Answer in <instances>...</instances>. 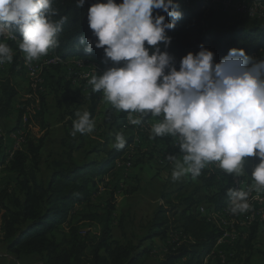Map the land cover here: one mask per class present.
<instances>
[{
    "label": "trees",
    "instance_id": "trees-1",
    "mask_svg": "<svg viewBox=\"0 0 264 264\" xmlns=\"http://www.w3.org/2000/svg\"><path fill=\"white\" fill-rule=\"evenodd\" d=\"M96 2L97 0H85L82 8H77L76 0H53L52 7L57 10L58 15L51 19L59 21L62 16L67 19L62 25V30L56 35L58 46L50 48L47 57H58L62 62L71 57L103 58V49H96L93 46L92 51L87 53L83 47L79 46L82 38L95 40L89 29L86 14L89 6ZM120 2L121 0H116V3ZM174 3L180 5L179 11L182 13V18L176 23L174 29L167 33L171 37V44L167 51L175 57L177 68L180 58L188 52L196 53L200 45L215 54L216 62L224 58L230 48L243 49L253 58L257 57L256 55L264 56V22L244 16L247 18L244 21H250L248 27H239L235 31H215L208 25L205 16V10L211 7L208 2L174 0ZM158 14L163 15V12ZM256 21L261 25L251 27L250 25ZM14 35L17 39L11 37L5 42L12 50L13 59L9 74L5 77L0 76V119L12 115L14 100L17 96V84L10 76L15 73V68L19 64L17 61L20 57L18 40L22 37L18 31H14ZM161 47L163 50V46ZM61 65L62 63L49 67L55 68ZM57 83L59 87L55 90L56 93L58 89L60 90L61 81ZM70 87L69 82L64 88V94H62L64 101L68 96L71 97L68 93ZM30 92L33 91L30 90ZM36 92L40 96V116H42L45 110L44 96L39 89ZM72 99L74 98L67 100L69 101L66 104L68 110L75 102V99ZM97 105L98 102H94L90 106L88 112L91 120L95 117ZM126 114L122 112L118 116L124 120L123 123L126 122L124 119ZM24 115V110L17 111V121L20 122ZM68 115L74 118L75 110L70 111ZM72 125V119L65 121L63 125L66 129L60 141L64 150V161L48 162L45 175L41 170L40 152L46 134L36 139L27 136L25 147L13 152L12 157L6 161V165V155L3 154L0 157V167L4 166L3 169L14 179L12 188L7 186L0 190V243L17 263L27 257H37L41 264H140L141 258L147 252L141 250L138 253V250L142 248L144 242L166 238L170 223L168 214L180 204L184 205V208L179 212L181 222L176 231L177 241L167 246L159 264H178L183 260V264H203L206 257L213 256L223 230L219 229L215 223L208 221L204 215L199 214L198 209L203 206L206 211L213 213L226 210V217L234 220L233 214L229 211V198L225 195L226 189L235 185L233 175L225 174L220 168H210L207 164L201 170L199 177L194 178L191 174L188 175L190 179L194 178L201 182V187L207 192L206 195L199 196L197 192L182 198L178 195L176 198L181 201L178 205H173L171 195L162 193L163 203L154 211L151 222L145 228V236L139 240L136 248H131L129 245L111 239L110 229L114 212L111 197L103 213L102 211L82 213L83 211L79 210L90 202L94 194L93 189L98 182H102L104 175L110 173L115 176L116 172H123L124 168L136 166L135 162L126 157L127 149L133 144L134 138H126L127 142L123 149L116 150L112 146L105 151V147L111 141L114 140L115 143V137L108 138L103 143L102 150L93 148L88 152L91 155H103L101 159L97 161L91 158L76 162L75 155L84 148L83 137L86 133L78 134L77 140L80 142L76 145V142L71 140ZM158 138L165 140L167 149H174L177 157H183L184 153L180 151L173 136L166 135L155 139ZM167 156L166 154V161H168ZM119 160L122 165L118 164L116 167ZM258 162L256 157L246 158L244 173L237 177L244 182V191L255 187L250 173ZM219 173H222L225 179L215 186ZM213 187L217 189L213 191ZM201 202L204 205H201ZM239 215L240 213H237L236 222ZM71 220H76L75 225L71 224ZM84 221L100 225L99 235L82 234L78 225L79 222ZM65 223L67 231H60ZM263 223L264 220L260 222L257 219L247 227H241L239 233L241 231L244 233H238L236 242L230 244L240 249L243 243L249 252L259 226ZM238 228L236 226V229ZM57 231L61 233L57 235Z\"/></svg>",
    "mask_w": 264,
    "mask_h": 264
},
{
    "label": "clouds",
    "instance_id": "clouds-1",
    "mask_svg": "<svg viewBox=\"0 0 264 264\" xmlns=\"http://www.w3.org/2000/svg\"><path fill=\"white\" fill-rule=\"evenodd\" d=\"M52 3L0 0V37L17 39L14 31H18L22 37L18 47L29 63L58 46L56 35L67 17L53 21L58 12ZM84 3L76 0L75 6L82 8ZM179 8L174 0H97L90 5L86 16L95 40L82 38L79 46L87 53L93 46L103 49L102 63L110 66L102 74L92 75L88 83L116 110L127 113L132 125L141 123L140 118H132L133 113L162 117L151 127L152 138L176 137L184 153L182 162L173 155L166 157L175 162L173 181L187 173L199 177L210 162H217L225 174L240 177L246 158L256 157L259 162L250 175L255 188L262 190L264 58L230 48L216 62L215 54L200 45L196 53L181 57L177 68L175 57L167 51L171 44L167 33L182 18ZM12 59L11 48L0 42V64ZM75 115L73 137L93 132L95 125L88 111ZM126 142L117 133L113 147L123 149ZM251 190L226 189L232 214L250 210Z\"/></svg>",
    "mask_w": 264,
    "mask_h": 264
},
{
    "label": "rangeland",
    "instance_id": "rangeland-1",
    "mask_svg": "<svg viewBox=\"0 0 264 264\" xmlns=\"http://www.w3.org/2000/svg\"><path fill=\"white\" fill-rule=\"evenodd\" d=\"M238 0H211V7L205 10V16L208 20V25L213 30L235 31L239 27H248L249 20L244 21L248 17L242 13L236 12L235 5ZM246 16V17H244ZM261 25L258 21L250 25L251 27ZM10 36L0 37V42H7ZM19 48V47H18ZM20 57H18V66L15 68V73L12 74L13 81L17 84V96L13 107V113L10 117L0 119V157L6 155V161L10 159L13 152L23 149L26 145V138L36 139L44 134V143L41 149V170L43 175L46 174L45 167L52 160L64 161V155L61 147L62 137L64 136L65 121L77 119L76 115L71 118L68 114L75 110L83 113L89 111L90 106L94 102H98L95 117L94 130L91 133H86L83 140L84 148L77 152L74 161L81 162L85 159H101L103 155H91L88 152L93 148L102 150L103 143L109 138L115 137L117 133H121L125 138H134L133 144L127 149V155L131 161L135 162L136 166L129 169L124 168L123 172L118 171L116 175L108 173L102 177V182H98L94 188V194L89 200L90 202L80 208L82 213H103L106 203L111 197L113 201L114 212L112 214L113 223L110 229L111 239L118 243L129 245L131 248L138 246L139 240L145 236V228L151 222L152 215L156 208L163 203L161 200L162 193H169L170 199L173 200V205H178L179 199L176 197L181 195L187 196L192 192H197L199 196L206 195L205 189L201 187V182L196 179H190L185 174L177 181L172 180V172L175 169V162L166 161V154L176 156V159L182 162L183 157H177L174 154V149L168 148L165 140L153 137L151 127L155 123H159L162 117H152L151 115L140 116L133 113L132 118H140L139 125H132L129 122L128 114L125 116L126 122L119 118L122 111L116 110L103 96L102 92H93L92 86L88 83L92 75H100L110 65L102 63V58L92 57H75L68 58L62 62L60 67L50 63L51 57L47 55L40 57L39 60L27 62L25 54L19 49ZM13 55V54H12ZM254 58H263L262 55H256ZM12 67L11 62L0 64V76H7ZM58 81H61L60 90L57 93L55 90L58 86ZM70 82L71 87L68 93L71 97L63 100L65 86ZM39 89L44 96L45 110L40 116V101ZM30 90L33 92L31 93ZM71 98L75 99L73 106L68 110V104ZM72 99V100H74ZM34 100V101H32ZM24 110L25 115L21 121H17V111ZM63 118V120H61ZM78 134L72 139L76 145L80 142L77 140ZM176 143L178 140L173 137ZM77 140V141H76ZM114 144V140L105 147V151L109 150ZM1 159V158H0ZM166 163V164H165ZM122 165L119 160L116 163ZM119 165V166H120ZM207 165V164H206ZM210 168H219L217 162L208 163ZM0 167V190L14 184L13 176L8 174ZM222 170V169H221ZM224 175L217 174L216 185L222 181ZM225 181V180H224ZM213 187V191L216 190ZM244 191V187H243ZM254 199L260 198L264 194V189L257 190L255 187L251 190ZM180 198V199H181ZM250 210L240 214L238 221L248 223V213L254 212L258 205L254 200L248 202ZM204 205V203H200ZM184 208L180 204L177 208L168 214L170 223L168 234L165 239H154L144 242L142 248L145 250L140 264H159L163 253L167 246L177 241L176 231L180 226L179 212ZM232 215V214H231ZM232 218L237 220V214H233ZM215 223L220 229L226 233L225 240L221 244L217 243L213 256L209 255L205 258L203 264H264V223L259 226L255 240L252 241V249L248 252L247 246H242L240 249L232 244L236 242L230 237L233 231L239 233L241 227L236 229L232 222H228L225 211H221L215 218ZM76 220H71V224L75 225ZM247 227V226H246ZM78 228L82 234L88 233L89 236H98L100 225L89 223L87 221L79 222ZM60 231H67V224H63ZM56 232L57 235L61 232ZM230 231V232H229ZM244 233L241 231L239 234ZM246 235V234H245ZM232 238V240L230 239ZM232 243V244H230ZM235 247V249H234ZM184 260L181 261L183 264ZM220 262V263H219ZM0 264H41L37 257H27L17 261L11 257L5 246L0 243Z\"/></svg>",
    "mask_w": 264,
    "mask_h": 264
},
{
    "label": "built area",
    "instance_id": "built-area-1",
    "mask_svg": "<svg viewBox=\"0 0 264 264\" xmlns=\"http://www.w3.org/2000/svg\"><path fill=\"white\" fill-rule=\"evenodd\" d=\"M205 2H209L211 0H204ZM235 9L236 12L238 13H242L243 15H246L249 19L251 20H259L264 22V0H238L236 5H235ZM11 38V37H9ZM54 65L55 64H60L62 63V60H60V58L58 57H54ZM244 187V182L241 181L240 178L235 177V185L233 186V188H238L239 190H243ZM254 200V202H256L258 205V208L252 212V213H248V223H244V222H239V221H235L232 220L230 218H228V222H232V225L234 227L238 226L239 228L248 226L250 223H252L255 220H259L261 222V220H264V194L260 195V198L258 199H254L251 192L249 193V198H248V202ZM225 211L226 216H227V212L226 210H222ZM199 214H202L205 216V218L212 222L215 223V217L217 215H219L221 213H213V212H209L206 211L205 207L200 206V208L198 209ZM216 225V223H215ZM217 226V225H216ZM218 227V226H217ZM220 229V227H218ZM237 231V230H236ZM236 231H233V234H230V237H234L233 239L237 240V235L238 233ZM230 232V231H229ZM225 232L223 230V234L221 235V237L219 238L218 242L219 244H221L222 241H224L227 236H225ZM232 238H230L232 240ZM176 242V241H175ZM217 245V244H216Z\"/></svg>",
    "mask_w": 264,
    "mask_h": 264
},
{
    "label": "bare ground",
    "instance_id": "bare-ground-1",
    "mask_svg": "<svg viewBox=\"0 0 264 264\" xmlns=\"http://www.w3.org/2000/svg\"><path fill=\"white\" fill-rule=\"evenodd\" d=\"M50 60H51L50 63L54 65V63H53V62L55 61V60H54V57H51Z\"/></svg>",
    "mask_w": 264,
    "mask_h": 264
}]
</instances>
